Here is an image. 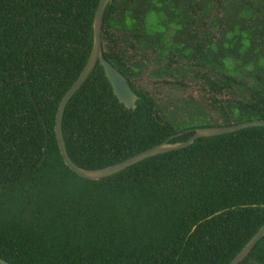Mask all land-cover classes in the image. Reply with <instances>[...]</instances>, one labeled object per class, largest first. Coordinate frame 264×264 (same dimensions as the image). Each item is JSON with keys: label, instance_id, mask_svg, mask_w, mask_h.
<instances>
[{"label": "trees", "instance_id": "trees-1", "mask_svg": "<svg viewBox=\"0 0 264 264\" xmlns=\"http://www.w3.org/2000/svg\"><path fill=\"white\" fill-rule=\"evenodd\" d=\"M99 1L0 0V258L11 264H229L264 224L263 126L200 137L100 180L79 176L61 156L56 113L91 53ZM191 7L198 16L209 13L198 2ZM180 24L177 0L106 6L104 58L138 98L134 110L125 108L97 63L63 114L66 150L76 165L103 168L194 134L195 127L169 119L139 85L136 43L145 35L170 76L188 70L187 63H210L214 74L176 80L207 106L195 119L199 127L264 120V58L243 62L220 52L246 43L236 31L226 33L228 42L210 36L185 48L164 31ZM239 264H264V236Z\"/></svg>", "mask_w": 264, "mask_h": 264}, {"label": "rangeland", "instance_id": "rangeland-1", "mask_svg": "<svg viewBox=\"0 0 264 264\" xmlns=\"http://www.w3.org/2000/svg\"><path fill=\"white\" fill-rule=\"evenodd\" d=\"M196 2L201 3L203 8L209 7V13L203 10L202 16L196 15L195 12L198 10L191 7V4L194 6ZM221 3L223 6L219 7L216 3L204 0H177V8L181 11L182 28L175 31L174 26L168 27L164 30L165 35L176 43H183L184 47L188 45L185 48L190 49L210 36H215L217 43L222 40L228 42L226 33L236 31L237 38H242L246 43L242 44L238 41L235 49L231 51L220 46L218 49L220 52L231 53L236 60L240 59L243 62L257 58L258 55L264 58V0H221ZM203 21L206 23L203 24ZM138 31L143 33V27L139 26ZM147 37L145 35V38L139 39V43H136V55L140 65L139 85L141 84L152 94L169 119L178 122L182 127L198 128V122L195 119L203 111L208 110L207 106L202 99L191 94L190 87L181 86L176 80L181 78L186 83L191 82L193 74L198 71L214 74L210 72V63L207 62L202 66L187 63L188 70L170 76L165 70L164 59L155 49V43ZM132 42H136L135 39H132ZM216 53L217 51L214 54ZM163 79L172 80L173 83L170 85L161 83Z\"/></svg>", "mask_w": 264, "mask_h": 264}, {"label": "water", "instance_id": "water-1", "mask_svg": "<svg viewBox=\"0 0 264 264\" xmlns=\"http://www.w3.org/2000/svg\"><path fill=\"white\" fill-rule=\"evenodd\" d=\"M112 2L113 0L99 1L93 20V31H92L93 37H92L91 53L77 79L72 84V86L67 90L64 96L61 98L56 113L54 130H55L58 146L60 149V153L65 164L73 172L86 179L100 180L102 178L111 176L127 168L128 166H131L148 157L155 156L164 152L185 148L191 145L197 138L200 137L221 135L249 127H259V126L264 127V120H250V121H245L238 124H232L227 126L198 127L194 129V134L188 140L177 141V142H170L169 140H166L150 149H147L139 154H136L130 158H127L113 165H109L99 169H85L76 165L70 159L66 150L65 140L62 130L63 114L68 101L86 81V79L89 77L91 72L94 70L97 63H99L103 67L105 75L108 81L110 82L113 89V93L118 99V101L121 104H123L125 108L133 109V110L136 108V101L138 97L132 90L130 84L128 83L127 78L109 61H107L104 58V54H103V43H102L103 16L106 6L108 4H111ZM36 108L39 110L37 104H36ZM156 119L160 120L158 114H156ZM41 120L44 123V119L42 116H41ZM0 186H2L1 183ZM263 236H264V224L250 238V240L245 244V246L235 255V257L229 262V264H239L240 262H242L250 254L253 247ZM0 264H11V263L0 258Z\"/></svg>", "mask_w": 264, "mask_h": 264}]
</instances>
